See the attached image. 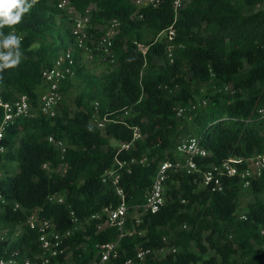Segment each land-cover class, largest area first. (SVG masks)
Returning a JSON list of instances; mask_svg holds the SVG:
<instances>
[{
  "label": "trees",
  "instance_id": "1",
  "mask_svg": "<svg viewBox=\"0 0 264 264\" xmlns=\"http://www.w3.org/2000/svg\"><path fill=\"white\" fill-rule=\"evenodd\" d=\"M67 1L59 9L58 0H38L20 24L0 29L23 38L20 64L0 73V99L9 102L26 95L35 110L34 117L16 120L3 138L7 151L0 195L20 209L0 205V257L17 253L21 260L38 253V233L25 225L38 210L61 233L72 227L70 211L81 222L82 229L64 240L72 264H88L97 246L113 242H118L116 257L108 264H264V172L246 190L237 178L224 177L220 192L200 188L198 174L171 172L164 183V206L143 215L138 225L133 220L158 164L177 158L174 148L185 117L177 118L176 110L197 98L206 99L207 105L188 113L209 154L196 160L202 171L229 157L264 154V0H191L176 20L173 0L142 8L132 0ZM86 11L95 37L110 21L120 23L113 39L115 63L100 74L88 70L90 62L73 47L71 19ZM170 26L175 31L172 62L167 42L157 39ZM67 49H72L74 76L60 84V94L65 97L79 84L75 110L63 104L47 118L38 112L41 71ZM94 116L103 122L102 129L93 124ZM133 127L142 138L129 151H117V144L131 140ZM49 137L63 141V158ZM141 158H146L145 165L138 163ZM115 159L130 168L129 173L122 170L119 186L132 235L120 239L114 227L98 229L105 221L103 209L119 203L113 187L102 182ZM131 159L135 163L129 164ZM245 193L253 200L237 216L238 198ZM50 195L62 196L63 204L49 202ZM93 215L98 217L91 219ZM18 226L21 232L15 236ZM165 239L175 252L136 259L137 249L166 248ZM209 252L213 254L206 257ZM57 263L68 264L64 257Z\"/></svg>",
  "mask_w": 264,
  "mask_h": 264
},
{
  "label": "built area",
  "instance_id": "2",
  "mask_svg": "<svg viewBox=\"0 0 264 264\" xmlns=\"http://www.w3.org/2000/svg\"><path fill=\"white\" fill-rule=\"evenodd\" d=\"M190 2L191 0H173L172 8L175 14V20L178 11ZM134 3L138 8L144 6L156 7L160 3V0H135ZM67 4V0H58L57 8L64 9ZM71 20V34L74 38L73 47L81 52L82 59L90 63H97L101 66L113 65L116 60L113 52V39L119 33L120 23L117 20L110 21L102 28L100 37H95V35L89 32L90 15L88 11L83 15H74ZM174 38L175 31L172 26L161 32L157 37L158 40L163 39L168 44L166 53L169 62L173 61L171 42ZM138 48L142 53H145V48L140 44H138ZM73 65L72 49H67L54 60L50 67L41 71L42 88L38 102V112L41 115L47 118H52L56 115L57 108L62 99L60 94V84L67 79L73 78ZM227 89L228 88H225V90ZM206 105V99H196L194 103L190 104V106L178 108L176 110V117L179 119L184 118L188 112L204 108ZM0 108L2 109V119L0 121L1 182L5 178L2 159L7 151L6 146L3 144L4 134L16 120L34 117L35 110L31 107L26 95H19L13 101L9 102H3L0 99ZM124 115H128V112H125ZM92 122L99 129L104 127L103 122L98 120L96 116L93 117ZM141 138L142 134L139 129L133 127L131 140L126 143L117 144L116 149L119 152L129 151L134 146V143ZM47 141L60 151L63 158V154L65 153V145L63 141L55 140L52 137H49ZM174 152L177 157L175 160H166L158 164L157 172L152 180V185L148 193L145 195L144 203L140 207L134 208L133 220L135 225L140 223L143 215L155 214L164 206L166 201L164 183L171 172L185 170L187 174H198L200 176L199 187L210 192H220L222 190L221 179L224 177L237 178L240 187L243 190H246L250 187L251 182L259 178L264 172V154L251 155L246 158L229 157L220 164L210 165L205 171H202L196 160L198 158H205L209 154L200 144L196 135L179 137L176 141ZM132 163H135L134 159L129 161V164ZM138 163L140 165H145L147 163L146 158H141ZM42 168L44 170H50L49 166L46 164H44ZM122 170H126L127 173L130 172L128 163L115 159L113 167H110L103 173L102 182L104 184L109 183L113 187L114 194L118 198L119 203L115 207L109 206L103 209L102 215L105 217V221L102 226L98 227V229L104 227L116 228L119 232V239L124 234L132 235V232L126 228L129 207L126 204L125 193L119 186ZM48 201L56 204H63L64 198L59 195H50L48 196ZM182 203H184V201H182ZM0 205H7L13 212L20 209L18 203L7 202L1 195ZM69 216L71 218L72 227L61 233L55 228L50 220L39 217L38 210L32 211L26 220L25 225L30 230H35L38 233V253L33 258H23L21 260L17 259V253H13L9 258L0 257V262H3V264H58V258H67L66 254L68 247L64 245V240L82 229V224L73 211H70ZM97 217L98 215H93L91 216V219ZM20 232L21 227L18 226L15 236L20 234ZM2 234L0 233V241L4 238V235ZM165 241L166 239L164 242ZM117 244L118 242H113L97 246L98 253L88 264H108L110 259L116 257L115 250ZM164 249L165 248H162L156 252L137 249L136 259L139 262H143L147 256L151 254L155 255L157 252H163ZM170 251L175 252V249H171ZM126 264H131V262L127 261Z\"/></svg>",
  "mask_w": 264,
  "mask_h": 264
},
{
  "label": "clouds",
  "instance_id": "3",
  "mask_svg": "<svg viewBox=\"0 0 264 264\" xmlns=\"http://www.w3.org/2000/svg\"><path fill=\"white\" fill-rule=\"evenodd\" d=\"M37 3L38 0H0V29L20 24L23 16ZM22 39L14 32L6 35L0 31V73L20 64L23 57Z\"/></svg>",
  "mask_w": 264,
  "mask_h": 264
},
{
  "label": "rangeland",
  "instance_id": "4",
  "mask_svg": "<svg viewBox=\"0 0 264 264\" xmlns=\"http://www.w3.org/2000/svg\"><path fill=\"white\" fill-rule=\"evenodd\" d=\"M135 1V0H132ZM84 61V60H83ZM88 64V70H90L91 72H94L96 74H100L102 72L105 71V69L107 68L106 66H101L98 65L97 63H87ZM204 90V89H203ZM80 91V86L78 83H76L72 89L67 93V95L65 97L62 98V104L59 105L58 108H60V106H62L64 104V106H67L68 108L71 109V111L73 112L75 110L74 108V98L76 97V95L79 93ZM203 94V92H202ZM200 99V98H197ZM180 127H181V131H183L182 133H180V137H184L185 135H196L195 134V130H194V126L192 125V122H190V115L189 113H187L185 115V119L183 122H180ZM9 169L11 171H15L14 165H9ZM253 198L250 194H241V196L238 198V210L236 215L240 216V214L243 212V210L245 209V206L248 202L252 201ZM2 234V232H1ZM3 235V234H2ZM167 243V247L163 250V252H157L154 256L156 258H164L171 250V247L168 246L169 244V239L166 240ZM195 250V248H193ZM67 258L66 261L68 264H71L72 262L70 261V254L69 252H67ZM212 255L213 253L209 252L207 255H205L206 257L209 255Z\"/></svg>",
  "mask_w": 264,
  "mask_h": 264
}]
</instances>
